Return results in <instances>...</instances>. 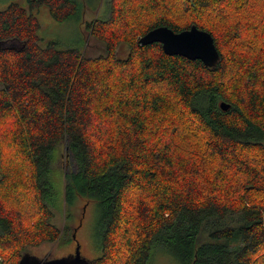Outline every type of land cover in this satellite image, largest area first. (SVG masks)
I'll use <instances>...</instances> for the list:
<instances>
[{
	"label": "trees",
	"instance_id": "trees-1",
	"mask_svg": "<svg viewBox=\"0 0 264 264\" xmlns=\"http://www.w3.org/2000/svg\"><path fill=\"white\" fill-rule=\"evenodd\" d=\"M40 4L56 20L79 9L0 8V264L60 237L47 205L57 173L69 206L95 201L92 264H150L160 250L178 264H264V0H108L86 21L95 56L41 44ZM191 24L212 34L214 66L139 42Z\"/></svg>",
	"mask_w": 264,
	"mask_h": 264
},
{
	"label": "rangeland",
	"instance_id": "rangeland-1",
	"mask_svg": "<svg viewBox=\"0 0 264 264\" xmlns=\"http://www.w3.org/2000/svg\"><path fill=\"white\" fill-rule=\"evenodd\" d=\"M9 1L12 0H0V8ZM16 1L23 6L27 4V0ZM75 1L79 9L74 16L64 20L53 18L44 4L32 9L38 22L39 42L44 44L48 40H52L58 45H80L81 51L85 55L95 56L102 53L103 43L89 34L86 21L97 15L106 14L108 0ZM130 4L133 6L135 3L131 2ZM128 49L127 43H119L116 48L117 55L126 56ZM61 144L63 149V142ZM60 166L64 170L68 169L62 162H60ZM61 184L62 178L57 173L53 177L54 192L47 199V205L53 213L52 221L62 230L60 237L54 241L30 246L27 250L40 258L58 257L72 252L77 242L80 255L91 260L99 253L94 231L97 218L95 201L90 198L76 197L69 206L62 198ZM68 212L69 215H67ZM72 233H74L73 237ZM150 264H178V261L168 252L160 250L153 256Z\"/></svg>",
	"mask_w": 264,
	"mask_h": 264
},
{
	"label": "water",
	"instance_id": "water-1",
	"mask_svg": "<svg viewBox=\"0 0 264 264\" xmlns=\"http://www.w3.org/2000/svg\"><path fill=\"white\" fill-rule=\"evenodd\" d=\"M158 41L164 52L168 54H181L188 58H199L207 66H214L219 60V52L212 34L205 29L191 24L189 28L174 31L167 25H158L139 37V42L150 43ZM222 109H226L229 103L220 102ZM74 233H72V237ZM17 264H92L79 253V245L76 242L72 252L58 257H38L28 251L22 253Z\"/></svg>",
	"mask_w": 264,
	"mask_h": 264
}]
</instances>
